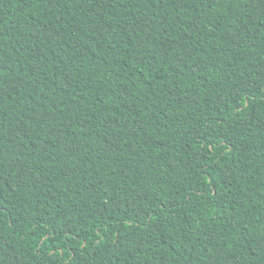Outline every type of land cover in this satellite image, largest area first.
Listing matches in <instances>:
<instances>
[{"label":"trees","instance_id":"1","mask_svg":"<svg viewBox=\"0 0 264 264\" xmlns=\"http://www.w3.org/2000/svg\"><path fill=\"white\" fill-rule=\"evenodd\" d=\"M0 264H264V0H0Z\"/></svg>","mask_w":264,"mask_h":264}]
</instances>
